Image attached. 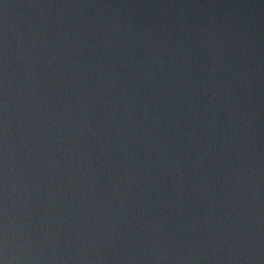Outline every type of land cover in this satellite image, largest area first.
<instances>
[{
	"label": "water",
	"instance_id": "obj_1",
	"mask_svg": "<svg viewBox=\"0 0 264 264\" xmlns=\"http://www.w3.org/2000/svg\"><path fill=\"white\" fill-rule=\"evenodd\" d=\"M3 264H264V0H0Z\"/></svg>",
	"mask_w": 264,
	"mask_h": 264
},
{
	"label": "snow or ice",
	"instance_id": "obj_2",
	"mask_svg": "<svg viewBox=\"0 0 264 264\" xmlns=\"http://www.w3.org/2000/svg\"><path fill=\"white\" fill-rule=\"evenodd\" d=\"M0 264H3V261L2 260H0Z\"/></svg>",
	"mask_w": 264,
	"mask_h": 264
}]
</instances>
